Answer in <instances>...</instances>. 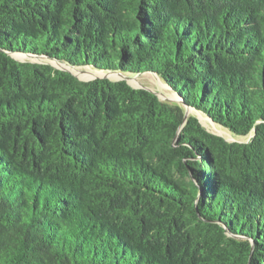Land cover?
<instances>
[{"label":"trees","instance_id":"trees-1","mask_svg":"<svg viewBox=\"0 0 264 264\" xmlns=\"http://www.w3.org/2000/svg\"><path fill=\"white\" fill-rule=\"evenodd\" d=\"M0 264H264V0H0Z\"/></svg>","mask_w":264,"mask_h":264},{"label":"rangeland","instance_id":"rangeland-1","mask_svg":"<svg viewBox=\"0 0 264 264\" xmlns=\"http://www.w3.org/2000/svg\"><path fill=\"white\" fill-rule=\"evenodd\" d=\"M88 68H90L91 70L93 68L87 66ZM87 67H83L84 69H87ZM95 69H93L94 71ZM84 71V70H83ZM86 71V70H85ZM96 71V70H95ZM138 84L137 85H144V86H147V87H150L151 89L159 92V94L165 99L166 98H172V97H175L177 94L172 91L169 87H165V83L159 78L157 77L156 75H145L143 77H140L138 78ZM192 113H196V111L193 109L192 110ZM212 123L209 121V120H206V127L208 129H210L211 131H214V126L211 125ZM216 124V123H215ZM217 128L222 131V136L225 137L226 139L228 140H236L234 137H232V135L226 131L223 127H221L220 125L216 124ZM220 134V133H219ZM240 140H245V138H241Z\"/></svg>","mask_w":264,"mask_h":264},{"label":"water","instance_id":"water-1","mask_svg":"<svg viewBox=\"0 0 264 264\" xmlns=\"http://www.w3.org/2000/svg\"><path fill=\"white\" fill-rule=\"evenodd\" d=\"M11 55L15 58V59H17V60H20V61H24V60H21V59H19V58H17L16 56H15V53H11ZM42 62H45V61H42ZM51 64L53 65V66H55L56 68H58V69H61V70H64V71H68V72H71L72 74H74L75 76H77L79 79H81V80H85V81H89V80H93V79H97V78H105V77H107V76H97V77H93V78H89V79H84V78H81L78 74H76L75 72H73L71 69H69V68H66V67H60V66H57L56 64H54V63H52L51 62ZM118 75H119V77L118 78H116V80H127L128 82H129V84L130 85H132L133 87H135V88H145V89H148V90H150V91H152V92H154V93H157L159 96H160V98H162L163 100H166V101H169V102H174V103H180V104H185L184 103V100H183V98L180 96V95H176L175 97H172V98H166L165 97V99L159 94V92H157V91H155V90H153V89H151L150 87H147V86H144V85H135V84H133L130 80L132 79V78H134V77H128V76H126V75H124V74H122V73H118ZM111 78V77H110ZM166 87H168V86H166ZM194 108H192V107H190V106H187V109H186V114H185V122L187 121V119H188V117L190 116V115H194V116H196L197 117V119L199 120V122L209 131V132H211V133H213V134H216V135H219V136H222L221 134H219V133H217V132H215V131H211L210 129H208L207 127H206V125L203 123V121H202V119H201V116H200V114L198 113V112H200V111H198V110H196V109H194L195 111H196V113H192V110H193ZM210 118V117H209ZM211 119V118H210ZM212 120V119H211ZM212 122H214L213 120H212ZM215 123V122H214Z\"/></svg>","mask_w":264,"mask_h":264},{"label":"bare ground","instance_id":"bare-ground-1","mask_svg":"<svg viewBox=\"0 0 264 264\" xmlns=\"http://www.w3.org/2000/svg\"><path fill=\"white\" fill-rule=\"evenodd\" d=\"M16 56V55H15ZM17 58L23 60L24 58H26L25 56H16ZM28 58H31L32 60H45V58L43 57H32V56H27ZM50 61V60H49ZM52 63L56 64L57 66H60V67H66V68H69L71 69L73 72H75L76 74H78L81 78H84V79H89V78H93V77H97V76H107V77H111L112 79H116L119 77L118 73H109V72H103V71H93V69L91 70L90 68L87 67V69H84V68H75L73 66H70L66 63H63V62H59V61H55V60H52L51 61ZM84 70V71H83ZM86 70V71H85ZM133 84L137 85L139 82L138 80V77H135L132 78L130 80ZM166 87V86H165ZM201 116V119L203 121L204 124H206V120H209L215 128H214V131L217 132V133H220L222 134V131H220L217 127V125L212 122V120L205 114H203L202 112H198ZM217 126V127H216Z\"/></svg>","mask_w":264,"mask_h":264}]
</instances>
